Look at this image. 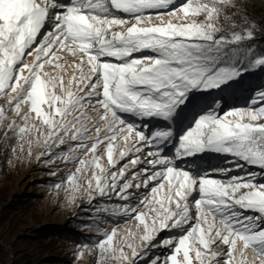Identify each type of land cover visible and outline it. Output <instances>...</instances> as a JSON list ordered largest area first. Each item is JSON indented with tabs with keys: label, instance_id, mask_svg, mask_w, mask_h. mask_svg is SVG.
<instances>
[{
	"label": "rangeland",
	"instance_id": "1",
	"mask_svg": "<svg viewBox=\"0 0 264 264\" xmlns=\"http://www.w3.org/2000/svg\"><path fill=\"white\" fill-rule=\"evenodd\" d=\"M263 14L0 0V264H264Z\"/></svg>",
	"mask_w": 264,
	"mask_h": 264
},
{
	"label": "trees",
	"instance_id": "2",
	"mask_svg": "<svg viewBox=\"0 0 264 264\" xmlns=\"http://www.w3.org/2000/svg\"><path fill=\"white\" fill-rule=\"evenodd\" d=\"M253 30L257 31V35L255 36L256 40L253 42V44L250 46L251 52L249 56L248 61L245 60L240 52L232 53L234 54V58H230V64L235 66H239V68H243L244 66H248L250 63H255L256 61L262 59L264 57V14L260 17V19H256L253 23V26H251ZM79 147V146H78ZM65 148H69V146H66ZM77 151V150H76ZM47 157H50L47 155ZM103 197V196H102ZM13 202L7 203V207L5 208V211L2 210L0 214V222H5L6 225H10V222L13 220L12 216H16L17 213H19L22 209V207H25V202H20L19 199L12 200ZM24 203V205H22ZM19 205V206H18ZM111 216H114L115 214H110ZM12 217V218H11ZM10 220H9V219ZM9 220V221H8ZM24 261V262H23ZM29 264L27 261L24 260V257L19 258L17 262H12L11 264Z\"/></svg>",
	"mask_w": 264,
	"mask_h": 264
},
{
	"label": "bare ground",
	"instance_id": "3",
	"mask_svg": "<svg viewBox=\"0 0 264 264\" xmlns=\"http://www.w3.org/2000/svg\"><path fill=\"white\" fill-rule=\"evenodd\" d=\"M133 5V3H131ZM122 10H129L130 9V6H121ZM37 20V19H36ZM49 21V14H47L46 16H43L41 17L39 20H38V24H36V29H40L42 27H44ZM120 38V37H119ZM37 39V38H36ZM121 41V40H120ZM122 42V41H121ZM20 58V57H18ZM18 60V59H16ZM190 188V187H189ZM242 239V238H241ZM244 239V238H243Z\"/></svg>",
	"mask_w": 264,
	"mask_h": 264
}]
</instances>
